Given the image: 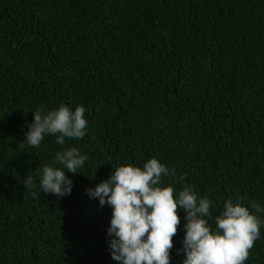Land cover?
<instances>
[{
  "label": "trees",
  "instance_id": "1",
  "mask_svg": "<svg viewBox=\"0 0 264 264\" xmlns=\"http://www.w3.org/2000/svg\"><path fill=\"white\" fill-rule=\"evenodd\" d=\"M61 103L85 107L86 135L24 142ZM70 147L88 157L71 193L45 194L39 170ZM153 156L175 194L212 201L213 227L229 197L264 207V0H0V264H118L112 208L86 189ZM245 264H264V227Z\"/></svg>",
  "mask_w": 264,
  "mask_h": 264
},
{
  "label": "clouds",
  "instance_id": "2",
  "mask_svg": "<svg viewBox=\"0 0 264 264\" xmlns=\"http://www.w3.org/2000/svg\"><path fill=\"white\" fill-rule=\"evenodd\" d=\"M33 112L24 141L29 146L38 147L46 135L55 136L60 145L65 144V138L82 139L86 135L88 121L82 105L73 110L61 103L48 111L38 108ZM87 159L76 147L58 151L55 163L62 167L46 164L39 170L41 191L57 197L70 194L72 180L65 171L78 173ZM113 169L109 178L86 192L91 199L98 198L101 207L107 204L112 208L107 234L111 257L118 264H170L173 237L181 223L178 208L186 213L183 247L178 250L185 255L181 264H245L250 249L260 239L264 220L257 213L264 212V207L256 201H250L249 207L243 203L244 197L235 202L229 197L213 218V227L209 223L212 201L198 196L191 185L175 194L172 184L162 182L174 175V170L155 156L142 167L125 163ZM178 179L183 181L184 176ZM23 185L25 189L35 187L33 177L28 176Z\"/></svg>",
  "mask_w": 264,
  "mask_h": 264
}]
</instances>
